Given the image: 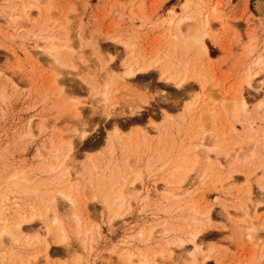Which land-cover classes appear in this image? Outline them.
Listing matches in <instances>:
<instances>
[{
    "label": "rangeland",
    "instance_id": "rangeland-1",
    "mask_svg": "<svg viewBox=\"0 0 264 264\" xmlns=\"http://www.w3.org/2000/svg\"><path fill=\"white\" fill-rule=\"evenodd\" d=\"M22 1L0 0V229L15 226L21 214L37 215L24 223L27 231L20 242L0 235V264H21L37 253L32 264H140L139 253L155 264H190L188 239L197 229L199 264H264V105L257 108L264 98V70L254 66L264 55L260 0H195L198 19L216 5L220 12L219 20L211 18L208 55L180 43L176 21L186 0H40V8L32 7L14 23L11 7L34 0ZM192 24L184 23L181 31L188 33ZM64 26L71 48L62 51L66 65H61L44 49L47 42L41 36L51 31L65 38ZM127 38L137 44L138 58L141 53L150 59L158 52L164 59L171 55L175 65L191 60L188 83L177 87L162 79L160 65L127 78L131 51L119 40ZM193 69L209 80L204 88L190 78ZM257 71L253 87L244 82ZM105 81L111 82L110 96L104 94ZM240 89L246 112L235 121L223 107H233ZM74 104L80 109L77 115ZM206 105L219 114L215 122H210ZM82 128L89 132L83 138ZM67 138H73L74 147L65 159L70 182L48 165L67 149ZM125 145L133 151L131 164L141 171V180L116 217L111 193L121 185L130 191L135 176L124 167ZM237 151L241 161L235 158ZM208 156L212 171L203 178L199 175ZM188 170L179 198H168L166 190ZM70 190L77 193L80 233L68 220L64 194ZM55 215L66 225L70 247L46 234ZM90 226L94 235L87 234ZM46 235L51 237L48 260ZM179 237L187 243L178 246ZM130 252L137 256L129 259Z\"/></svg>",
    "mask_w": 264,
    "mask_h": 264
},
{
    "label": "bare ground",
    "instance_id": "bare-ground-1",
    "mask_svg": "<svg viewBox=\"0 0 264 264\" xmlns=\"http://www.w3.org/2000/svg\"><path fill=\"white\" fill-rule=\"evenodd\" d=\"M25 1V0H24ZM24 1H22L23 3H24ZM30 1V0H29ZM44 1V0H43ZM27 2V1H26ZM28 3V2H27ZM194 3H195V0H186V2H184V11L182 12L183 14L182 15H180L179 16V18H178V20L176 21V30H177V32H179L178 34H179V36H180V43H182V46H184L185 47V49H192L193 50V52H195V51H197V52H199V53H202V54H204V55H208V45H207V39H208V37H211V38H213V34H212V32L210 31V25H211V18H213V19H217V20H219L220 19V12H219V9H218V5H216V6H214L211 10H210V12L206 15V16H204V19L202 18V19H198L199 17L197 16V14H196V11H198V10H196V9H194ZM38 4H41L40 3V0H34V1H31V2H29L28 4H22L21 5V8L20 7H18V4H15L13 7H11V13L10 14H13L12 16H13V18L12 17H10L11 15H9V17L10 18H12L13 20H14V23H17V20L18 19H20L22 16H24V15H26V16H28L29 15V13L28 12H30V11H32V10H30L32 7H39L38 6ZM12 5V4H11ZM40 8V7H39ZM37 9V8H36ZM46 10H47V8H46ZM10 11V10H9ZM173 12V11H172ZM199 12V11H198ZM31 13V12H30ZM173 15H175V14H173ZM202 17V16H201ZM9 19V18H8ZM222 19V18H221ZM173 21H174V18L172 17L171 18V20H169V24H172L173 23ZM188 23V22H190V23H193L192 24V27H190L191 28V30L188 32V33H186V32H183V31H181V29H182V26L184 25V23ZM182 25V26H181ZM61 26V25H60ZM63 26V25H62ZM50 28V27H49ZM53 28V27H52ZM54 29V28H53ZM52 29V30H53ZM67 28L64 26V31H66V33H65V38H61L60 36H58L57 34H55L56 32H48L46 35L44 34V35H42L41 37H42V40L44 41H46L47 42V46H45V50L47 51V53H49V55L50 56H52V57H54V59H55V62H57V63H59V64H61V65H64L65 64V61L63 62L62 60H61V56H62V51L63 50H65V48L67 47H69V37H68V35H69V32L66 30ZM49 30H51V29H49ZM48 30V31H49ZM60 30V29H59ZM63 31V30H62ZM63 31V32H64ZM61 32V31H60ZM58 33H59V31H58ZM41 34H43V33H41ZM62 35V34H61ZM40 36V35H39ZM63 36H64V34H63ZM120 38V37H119ZM129 38H131V36L129 37ZM118 39V38H117ZM124 39V38H123ZM132 39V38H131ZM131 39H128L127 38V40H121V39H119L120 41H121V43L123 44V46L125 47V49H127V50H130L131 52H130V54H131V56H132V63L131 64H127L128 65V67H127V69H126V71L124 72L125 73V75H126V77L127 78H135V77H137L138 75H142V74H147L146 72L149 70V69H151V68H153L154 66H157V65H160V68H161V77H162V79L163 78H165V80L166 81H173V83L175 82V84L177 85V87H182L186 82L188 83V79H189V62L191 61H187V60H183V61H181L180 60V63H179V61H178V65H175L172 61H171V53L169 54L170 56V58L171 59H164V57L162 58L160 55H159V53L158 52H156L155 54H153V56L150 58V59H148V58H145L144 56H141L142 54L140 53H138L139 55H140V57L138 58L137 56H135V47L137 46V44L136 43H133V41L131 40ZM135 39V38H134ZM44 41V42H45ZM179 41V40H178ZM135 42V41H134ZM135 44H136V46H135ZM186 46H185V45ZM172 45V44H171ZM171 45L170 46H168V48L169 47H171ZM36 46H37V48H43L41 45H37L36 44ZM177 45H175V46H173L174 48L176 47ZM252 47V46H251ZM30 48V47H29ZM35 48V47H34ZM69 48H71V47H69ZM36 49V48H35ZM189 50V51H192V50ZM32 50V49H31ZM137 50V49H136ZM27 51V50H26ZM30 51V50H29ZM170 51V50H169ZM173 51H175V50H173ZM187 51V50H186ZM185 51V52H186ZM32 52V51H31ZM30 52V54H32ZM184 52V53H185ZM188 52V51H187ZM36 53V52H35ZM183 53V54H184ZM38 54V53H37ZM136 54H137V52H136ZM165 54V53H164ZM186 54V53H185ZM197 54V53H196ZM33 55H34V53H33ZM144 55V54H143ZM168 55V54H167ZM195 55V54H194ZM199 55V54H198ZM130 56V55H129ZM181 56H183V55H181ZM172 57H173V54H172ZM177 57V56H176ZM186 57V56H185ZM184 57V58H185ZM178 58V57H177ZM181 58V57H180ZM188 59H190V58H188ZM40 60V59H39ZM179 60V59H178ZM194 61V60H193ZM47 63V62H46ZM129 63V62H128ZM66 65V64H65ZM203 65V64H202ZM191 66V65H190ZM254 66L256 67H260V68H263V70H264V55H260L259 57H257L256 58V61L254 62ZM74 67H76L75 65H74ZM86 68V67H85ZM200 68V67H199ZM112 70H110L111 72H112V74L113 73H115V71L113 70V68H111ZM154 69V68H153ZM194 70V69H193ZM201 70V69H200ZM107 71V70H106ZM105 71V72H106ZM202 71V70H201ZM76 72V71H75ZM264 72V71H263ZM80 73V72H79ZM149 73V72H148ZM256 73V74H255ZM255 73H249L248 75H247V77H245V79H244V82L245 83H247L249 86H252L253 87V82H254V79H255V77L258 75V71L257 72H255ZM260 73H261V71H260ZM54 76V75H53ZM203 76H205L204 75V73L202 74V73H200V71H198V72H195V70H194V72H193V75H191V77L190 78H195V79H197V81L200 83V85L204 88L205 87V83H207L208 81H204V77ZM121 77H123L124 78V75H122ZM125 77V78H126ZM160 77V78H161ZM206 78V77H205ZM55 79V78H54ZM190 80V79H189ZM208 84V83H207ZM110 86H111V82L110 81H105V84H104V94L106 95V96H108L109 94H110ZM51 89V88H50ZM209 90V89H208ZM211 90V89H210ZM1 91V90H0ZM241 89H240V91H238V93L240 92V94H238V95H240L239 97H240V99L237 101H235L234 102V104H233V107H231V108H225V107H223L224 109V111H227V113H229V114H231V116H229L230 118L232 117L235 121H241V118H242V116H244L245 115V112H246V105H247V102H246V100L244 99V97L242 96V93H241ZM103 94V95H104ZM210 94V93H209ZM104 95V96H105ZM213 95V94H212ZM110 96V95H109ZM210 96H211V94H210ZM237 97V96H236ZM106 98H108V97H106ZM238 98V97H237ZM209 99V98H208ZM73 100H75V99H73ZM102 100V99H101ZM107 100V99H106ZM214 100V99H213ZM235 100V99H234ZM76 101V100H75ZM72 103H74V102H72ZM76 103V102H75ZM214 104V103H213ZM212 104V105H213ZM263 105H264V98H262V99H260L258 102H257V108H262L263 107ZM72 106H73V104H72ZM71 106V107H72ZM190 106H192V105H190ZM206 106H208V107H206L205 108V111H207L208 112V115H209V118H210V120H212V121H210V122H215V119H216V114L217 115H219L218 113H215V112H217V111H215V108H212L211 106H209V105H206ZM189 108V107H188ZM188 108H187V110H188ZM191 108V107H190ZM256 108V107H255ZM264 108H262V109H260V110H263ZM73 110V109H72ZM74 110H75V112H76V115L77 114H79V108H78V106H77V104H74ZM73 110V111H74ZM189 111H190V109H189ZM188 111V112H189ZM74 112V113H75ZM191 112V111H190ZM73 113V114H74ZM111 113L112 112H110V110H109V112H108V117L111 115ZM228 114V115H229ZM227 115V116H228ZM167 116V115H166ZM208 117V116H207ZM169 118V117H168ZM248 119V118H247ZM229 120V119H228ZM196 121V120H195ZM200 121H201V119H200ZM165 122V121H164ZM199 122V121H198ZM243 122V121H242ZM244 122H246V121H244ZM115 123V122H114ZM202 123V122H201ZM115 125H117V123L116 124H114V127H116ZM178 125V124H177ZM247 125H248V127L251 129V130H253L252 129V125H251V122L250 121H248V123H247ZM164 126V125H163ZM199 126H201V124H199ZM216 127V126H215ZM85 128V127H84ZM84 128H82L83 130H81L79 133H80V137H85L86 135H87V130L85 129L84 130ZM199 128V127H198ZM217 129V128H216ZM231 129V128H230ZM234 128H232V130H233ZM114 130H117L116 128L114 129ZM212 130V129H211ZM78 131V130H77ZM234 131V130H233ZM258 131V130H257ZM260 131V130H259ZM214 132V134H211V133H213ZM213 132H211L210 134H211V136L212 137H215L216 138V136H217V133L215 132V131H213ZM262 132V131H261ZM89 133V132H88ZM114 133H116V132H114ZM114 133H113V136H114ZM117 134V133H116ZM257 134V133H256ZM116 136V135H115ZM256 137V136H255ZM75 138V137H74ZM114 138V137H113ZM214 138V139H215ZM258 138V137H257ZM256 138V140L257 141H259L258 139ZM68 139V138H67ZM67 139H66V141H67ZM80 139V138H79ZM111 139H112V137L110 138V146H109V150H110V153H113L115 150V147H114V143L111 141ZM116 139V138H115ZM128 139V138H127ZM131 139V137L129 138V140ZM263 139V138H262ZM69 140V139H68ZM243 140V139H242ZM246 140V139H245ZM237 142H239V141H237ZM245 143H246V141H244ZM123 144H125V143H123ZM236 144H243V142H239V143H236ZM127 145V144H126ZM126 145H125V147H124V149H126V150H124V151H126L125 153H124V167H126V168H128L129 169V171L127 170V172L129 173V175H131V173H133V175H135L134 176V178H133V180H132V182H130L131 183V188H130V191H125V186H119V189L118 190H116V191H113V193H111V202L113 203V205H115L114 207L116 208L117 207V209H116V211H115V213H114V216H116V217H118V216H120L121 215V210H122V208H123V206H124V203H125V200L128 198L127 196L128 195H135V193H137V191H138V187H137V183H138V181H140L141 180V171H135L134 169H133V166H132V164H131V159H132V157H133V155H132V152H131V148H129L128 146L126 147ZM203 145V144H202ZM240 145H237V146H239L240 147ZM255 145V144H254ZM260 145H262L261 143H260ZM262 147V146H261ZM73 138L72 139H70L69 141H67V149L65 150V151H61V152H58L57 154H55V156H54V161L52 160V162H49L50 164H48L49 165V169L51 170V171H54L55 169H58V170H61V174H60V176L62 177V178H64V177H67L68 176V179H66L67 181H69L70 182V176H69V174H70V171L68 170V167H67V165H66V162L67 161H65V159H67L68 157H69V155H70V153H72V150H73ZM217 149V148H216ZM263 149V148H262ZM207 150H209V149H207ZM221 152H224V151H222L221 150ZM246 152V151H245ZM198 153V152H197ZM207 153V152H206ZM230 153L231 152H224V154H225V157H227L228 155L230 156ZM241 154V153H240ZM110 155V154H109ZM111 155H113V154H111ZM232 155V154H231ZM234 155H235V158H236V160L237 161H239L240 160V158H239V156H238V151L237 152H235L234 153ZM60 156H62L63 158L61 159V157ZM195 156H197L196 154H195ZM209 157V156H208ZM241 157V156H240ZM247 157V156H246ZM218 158V157H217ZM222 158V157H221ZM234 158V159H235ZM207 159H209L210 160V157L209 158H207ZM207 161V162H205V163H207L206 164V168H205V166H204V170L201 172V174L199 175L200 177H206L205 175H207V171H209V169H211V165L210 164H208V163H212V161L210 160V161ZM196 161V160H195ZM213 161H214V159H213ZM241 161V160H240ZM92 162V161H91ZM165 165V164H164ZM208 165L210 166V167H208ZM166 166V165H165ZM96 167V166H95ZM89 168V167H88ZM179 168H180V171L182 170V167H181V165H180V167H177V171L179 170ZM189 168H191V167H189ZM93 169V168H92ZM91 169V170H92ZM208 169V170H207ZM88 170V169H87ZM90 170V169H89ZM88 170V171H89ZM90 170V171H91ZM95 170V169H94ZM166 171V170H165ZM211 171H212V169H211ZM210 171V172H211ZM57 172V171H56ZM91 172H93V171H91ZM190 172V170H188V171H183L182 172V176H180L181 177V179H179V181H175V182H177V184L175 185V186H172L171 188L172 189H170V190H166L167 191V194H166V196L168 197V198H170V197H178V195L180 196V193H179V190L182 188V183L186 180V178H187V176L189 175L188 173ZM264 172V171H263ZM87 174H90V173H87ZM86 174V175H87ZM127 174V173H126ZM172 174V173H171ZM210 174V173H209ZM212 174V173H211ZM231 175V174H230ZM20 176V175H19ZM208 176V175H207ZM264 176V175H263ZM15 177L16 178H18V175L16 174L15 175ZM228 177H231V176H228ZM202 178V179H203ZM232 178V177H231ZM73 179V178H72ZM89 179H91V178H89ZM115 179V178H114ZM230 179V178H229ZM113 180V179H112ZM127 180V179H126ZM261 180V179H260ZM230 181V180H229ZM170 182V181H169ZM18 183V182H17ZM174 183V182H173ZM14 184V183H13ZM19 184V183H18ZM129 184V183H128ZM12 185V184H11ZM20 185V184H19ZM15 186H18V185H15ZM113 186V185H112ZM129 186V185H128ZM263 186V185H262ZM20 187H22V186H20ZM121 187V188H120ZM128 188V187H127ZM4 189V188H3ZM92 189V188H91ZM250 191V190H249ZM101 192V191H100ZM77 194V193H76ZM76 194L74 195V193L73 192H71V190H70V192L67 194V193H65L64 194V197L67 199V201L69 202V206H70V211L69 212H71L70 213V215L68 216L69 217V219L68 220H70V222L72 223L71 225H73V226H75L76 227V231L78 232V233H80L81 231H80V219H79V213L77 212V210L75 211V208H77L76 206L77 205H79V204H77V196H76ZM85 194H86V192H85ZM254 194V193H253ZM88 195V194H87ZM137 196V195H136ZM88 197V196H87ZM95 198V197H94ZM131 198H132V196H131ZM179 198V197H178ZM181 198V197H180ZM131 200V199H130ZM129 202V201H128ZM87 203V202H86ZM251 205V204H250ZM189 206V205H188ZM254 207V206H253ZM87 208V207H86ZM190 208V207H189ZM242 208V207H241ZM78 209V208H77ZM253 209H256V207L255 208H253ZM190 210H192V212L193 211H195L196 209H195V204H194V206H191V208H190ZM37 211H39V210H37ZM256 210H254V212H255ZM33 212V211H32ZM31 212V213H32ZM34 212H36V211H34ZM39 212H41V211H39ZM194 213V212H193ZM246 213H248V215L250 216V213L249 212H246ZM42 214V213H41ZM40 214V215H41ZM22 216L20 217V219H18V221L15 223L16 225L14 226H10V225H8V226H6L7 228L6 229H3L2 231H1V229H0V235L1 236H3L2 237V239L4 238V235H9L10 236V238H11V240L13 241V242H20L21 241V237H22V233L23 234H25L24 232H23V230H25L24 229V223H26V222H30V221H33V219H36L35 218V215H37V213L34 215V214H29L30 216H28V214H27V216L25 215V216H23V214H21ZM40 215H38V216H40ZM47 215V214H46ZM210 215V214H209ZM196 216V215H195ZM195 216H194V218H193V220L195 221V222H197L198 223V219H196L195 218ZM228 216V215H227ZM37 217V216H36ZM40 217H42V215L40 216ZM19 218V217H18ZM207 219V218H206ZM1 220V219H0ZM167 221V220H166ZM4 222V221H3ZM11 222V221H10ZM195 222H193V224L195 223ZM245 222V221H244ZM85 223V222H84ZM165 225V226H164ZM162 227L163 228H161L160 230L162 231V232H164V230H166V226H167V224H164ZM47 227H46V234L49 236H51V237H48L47 235H46V238L45 239H43V240H45V249H44V254H45V256H46V258H47V260L50 258V247H51V240H50V238L51 239H53V241H55L56 243H59V244H66V246L69 244V240H70V236H69V233H68V231H67V228H66V225H65V223L61 220V218L59 219L56 215L54 216V217H52V219H51V225H46ZM155 226V225H154ZM43 227V226H42ZM85 227H87V226H85ZM84 227V228H85ZM91 227V226H90ZM90 227H88V228H90ZM172 227V226H171ZM252 227V226H251ZM154 228H156V227H154ZM195 228V227H194ZM249 228V227H248ZM253 228V227H252ZM31 229H33V228H31ZM171 229V228H170ZM254 229V228H253ZM252 229V230H253ZM71 230V229H70ZM96 230V229H95ZM152 231H150V235H153L154 234V229L152 228L151 229ZM25 231H27V230H25ZM85 229H84V233H85ZM98 231V230H97ZM97 231L95 232V233H97ZM169 231V230H168ZM168 231H166V232H168ZM38 233V232H37ZM199 233H200V231L197 229V231H195V232H192L191 233V237L188 239L190 242H191V245H192V247L191 248H189L188 250H189V252L188 251H186L187 253H186V256H188L187 257V260L190 262V264H199L198 262H197V257H198V254H200L201 252H202V248H201V244H199L198 243V241H197V239L199 238L198 236H199ZM40 234H41V232H40ZM87 234H92V235H94V227H91L90 229H87ZM143 235L144 234H146V233H142ZM252 235V234H251ZM250 235V236H251ZM253 235H255V234H253ZM91 236V235H90ZM5 237H7V236H5ZM252 237V236H251ZM92 238V237H91ZM151 238V237H150ZM180 238V237H179ZM178 238V242H177V244H178V246H180V245H183L187 240H184L183 238L181 239H179ZM34 239V238H33ZM84 240V239H83ZM87 240V239H86ZM92 241V240H91ZM39 242V241H38ZM27 243H28V241H27ZM187 243V242H186ZM34 245V244H33ZM93 245V244H92ZM69 246V245H68ZM84 246V245H83ZM70 247V246H69ZM86 247V246H85ZM67 248V247H66ZM87 249V248H86ZM68 251H69V249H67ZM71 250V249H70ZM39 251V250H38ZM41 251V252H42ZM172 251V250H171ZM37 252V251H36ZM129 252V251H128ZM142 253H139V258L141 259L140 260V264H155V262H156V260L153 258L152 260H149L146 256L147 255H141ZM3 255V254H2ZM134 255H136V254H133V252H130V253H128V256L130 257L129 259H132L133 257H134ZM137 256V255H136ZM156 256V255H155ZM185 256V257H186ZM20 257V256H19ZM29 258V257H28ZM38 258V253L37 254H34L33 255V259H29L27 262H23V263H25V264H32V261H36V259ZM135 258V257H134ZM23 259V258H22ZM178 259V258H177ZM182 259V258H181ZM23 263H21V264H23ZM133 263V262H132ZM17 264V263H16ZM134 264V263H133ZM179 264V263H178Z\"/></svg>",
    "mask_w": 264,
    "mask_h": 264
},
{
    "label": "crops",
    "instance_id": "crops-1",
    "mask_svg": "<svg viewBox=\"0 0 264 264\" xmlns=\"http://www.w3.org/2000/svg\"><path fill=\"white\" fill-rule=\"evenodd\" d=\"M258 8H259V11H261L259 13L264 14V0L259 1Z\"/></svg>",
    "mask_w": 264,
    "mask_h": 264
}]
</instances>
